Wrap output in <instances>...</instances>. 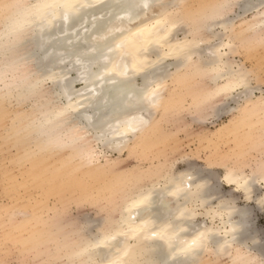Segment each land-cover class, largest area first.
<instances>
[{"label": "bare ground", "instance_id": "6f19581e", "mask_svg": "<svg viewBox=\"0 0 264 264\" xmlns=\"http://www.w3.org/2000/svg\"><path fill=\"white\" fill-rule=\"evenodd\" d=\"M184 1L72 0L73 3L86 6L72 13L68 23H65L60 15L53 18L41 31L27 25L21 29L25 13L31 5L54 3L58 0H12L9 8L4 7L0 19L2 24L0 88L5 90V94H16L20 101L36 99V104L32 103L30 110L18 117L17 134L22 133L24 138L32 137L31 141L37 151L47 150V154L58 153L70 145L76 150L83 166H91L98 161L97 140L102 138L110 140L111 143L100 146L111 149L126 148L130 141L136 143L138 147H147L151 142V132L155 130L151 117L157 109L165 110L172 101L164 95L168 82L180 80L183 77L182 75L180 78L181 73L186 75V72L195 70L192 67L199 64L202 59H217L209 54L214 49L208 42H212L214 38L217 42L222 38L219 37V33H213L212 30L206 32L208 36L200 34L196 30L200 20L197 18L200 16L195 17V23H189L187 17H190L191 13L183 7ZM231 1L233 0L217 5L210 12L218 13L219 19L215 27L229 33L223 39L225 44L231 43V47L227 49L228 55L224 57L228 69L234 65L230 58L236 48L233 24L227 16L230 13L229 8L233 5H230ZM246 1L241 6L244 11L251 6L248 5L250 2ZM145 2L150 5L147 9L143 7ZM221 5L228 7L221 8L219 7ZM257 15H264V9ZM164 18L179 20L181 26L189 27L187 33L181 26L174 30L171 37L173 43L176 40L198 39L203 36L205 42L195 49L191 63L181 64L175 57L165 56L164 47L144 43L143 38L137 40L133 35L137 28L151 26ZM113 37L120 39L114 40ZM125 38L127 39L125 48H117L116 45ZM214 42L212 44H216ZM138 47L146 50H141L139 58L134 59ZM125 66L127 76L121 74L125 71ZM170 67L174 68V72L169 70ZM236 67L247 72L241 66ZM85 69L87 80L81 78V72ZM184 79L185 77L182 80ZM155 81L164 84L158 107L152 109L145 107L141 113L138 108L124 106L123 102L130 95L135 97L142 90L153 87ZM220 81L218 88L229 83L227 78H221ZM77 83L80 85L79 88H76ZM258 101L259 97L256 101L245 104L260 110ZM141 114L151 121L149 126L135 135L126 137L119 135L123 131V121ZM117 143L119 147L116 146ZM93 154L94 158L90 159ZM230 168L241 171L237 167ZM174 177L176 184L185 185L184 191L176 192L175 195L171 193L175 192L176 184H168L166 190L160 189L156 183L139 185L134 182V191L133 187L131 190L128 188V192L131 193H128L127 197V193L122 196L119 207H116L119 214L117 219L113 218L108 224L105 222L106 227L96 231L97 235L92 236L90 226H86L89 229L88 233L76 231L77 237L72 242L69 234L74 231L68 229L61 231L58 227L56 235H53L55 238L51 237L56 239L57 247L52 256L53 264H62V259L65 264H111L112 261L133 259L155 260L161 264L165 261L167 264H197L203 253L213 249L209 248L195 254H182L179 249L196 230L204 228L216 230L214 248L219 249L227 239L233 243V247L225 252L231 251L236 256L242 255L255 260L258 255L255 252L258 250L257 246L254 245L253 249L245 244V241L251 238L248 232L249 209L238 208L233 203L230 208L223 207L221 200L217 210L208 209L209 200L215 194L210 173L201 175L197 172H183ZM220 181L224 186L230 187L223 182V175ZM66 182L75 181L67 179ZM255 184L251 186L252 191ZM187 185L191 186L190 189ZM232 188L234 190V187ZM197 191L202 197L199 204L192 197V193ZM141 194L148 197V200L139 207H130L131 202ZM168 196L174 199L176 203L174 208L170 205ZM197 206L205 209L204 216L219 217L222 226L195 223L194 220L199 213L196 210V214L192 215L190 210L197 209ZM14 213L15 211L10 212L9 217ZM16 224H21V221ZM130 228L137 231L130 232ZM85 249L89 251L85 252ZM125 252H128L127 256ZM47 262L49 264V261Z\"/></svg>", "mask_w": 264, "mask_h": 264}, {"label": "rangeland", "instance_id": "374dc122", "mask_svg": "<svg viewBox=\"0 0 264 264\" xmlns=\"http://www.w3.org/2000/svg\"><path fill=\"white\" fill-rule=\"evenodd\" d=\"M11 1L0 0V19L4 7L9 8ZM226 1L185 0L182 5L191 13L187 21L193 24L195 17L200 16L197 20L200 19L201 15L210 13ZM245 1L230 2L233 5L227 16L236 37L235 52L230 59L235 66L247 70L258 98L264 87V29L255 26L260 17L257 13L264 9V2L247 0L250 7H257L244 11L241 6ZM186 27L181 26L187 33L189 27ZM212 31L219 33L222 39L229 34L217 27ZM201 33L208 36L206 32ZM169 70L174 72L173 67ZM186 73L180 74V78L185 77L180 79L183 82H168L164 95L172 101L165 110L157 109L151 117L154 126L158 127L151 132L147 147H138L133 141L126 148L121 145L123 149L99 145L98 161L91 166H83L70 145L55 154H47V150L38 152L32 137L24 138L16 131L18 117L29 111L36 99L20 101L16 94H5L0 88V264H48L47 261L53 264L52 256L57 251L53 238L58 227L61 231H74L68 232L72 242L77 237L76 231L88 233L86 226H90L92 236L97 235L96 231L106 227L108 221L117 219L116 207L122 196L131 193L128 188L133 187L134 191V177H144L143 181L137 182L139 185L156 183L164 189V176L183 172L212 175L215 194L209 200L208 209L217 210L220 200L249 209L251 238L245 244L253 249L257 246L255 252L258 255L252 260L260 264L264 259V207L259 201L264 197V188L256 183L251 197L245 199L243 193L224 186L220 181L224 168L217 165L257 174L264 169V108H251L232 100L231 96L212 95L218 89L220 79L215 81L195 70ZM79 87L77 83L76 88ZM67 179L75 182L68 183ZM168 199L174 208V199L169 196ZM196 210L199 215L195 223L222 226L219 217L204 216L205 209L201 206ZM13 211L15 213L9 217ZM19 221L21 224H16ZM231 253L218 256L214 250L205 252L197 264H230L236 257Z\"/></svg>", "mask_w": 264, "mask_h": 264}, {"label": "snow or ice", "instance_id": "6c2138e0", "mask_svg": "<svg viewBox=\"0 0 264 264\" xmlns=\"http://www.w3.org/2000/svg\"><path fill=\"white\" fill-rule=\"evenodd\" d=\"M86 5H79L73 3L72 0H58V2L54 3H42L29 6V9L25 13L24 20L22 21L20 27L23 29L25 25L30 27L39 28L41 31L44 27L52 21L53 18H57L62 15V18L65 23H68L72 13L77 11L79 8L84 7ZM145 9L149 8L150 5L145 2L143 4ZM221 8L228 7L227 5L219 6ZM61 10H63L61 12ZM219 19L218 13L212 12L209 14H205L198 21L197 31L199 32H208L214 29L216 26V22ZM181 26V22L176 19H168L164 18L162 20H157L155 24L151 26H145L142 28H137L136 32L133 34L137 40L143 38L144 43L157 45L159 47L165 48V56L175 57L177 60L184 63H191L192 58L195 54V49L199 47L200 44H203L205 41L203 36L201 35L198 39H188L184 40H176L175 43L172 42V35L174 30ZM255 27H259L264 29V15L259 17V24ZM122 31V30H121ZM105 39H108L105 37ZM112 39H120L117 37H113ZM127 43V39H121L120 43L116 45L119 49H124ZM212 49L210 51V55L216 57L217 59L213 60H201L199 64L196 65L195 71L203 76L211 77L213 80H218L221 78H227L229 83L222 88H218L212 95H224L231 96L232 100L238 101L240 103H249L252 101H256V97L254 95L255 89L252 87L250 75L244 71L233 65L231 69L227 68L224 57L228 55L227 49L231 47V43L225 44L223 39H219L216 44H212L211 41L208 42ZM111 50V49H110ZM141 49L137 48L136 54L133 56L134 59L139 58V52ZM131 55L132 53H128ZM117 72L119 69H115ZM105 71H108L105 69ZM226 73V75H225ZM122 75L127 76V66H125V71L121 73ZM81 78L87 80V70L81 72ZM154 86L150 88H146L142 90L135 97L129 96L127 100H125L124 106L126 108H138L141 113H143L144 108L152 109L158 107V102L161 99V90L164 86L163 82L155 81L153 82ZM260 97H259V106L264 108V87L260 89ZM151 121L146 118L143 114L141 115H133L130 118L126 119L122 122L123 131L119 133L122 136L135 135L141 132L144 128L149 126ZM111 143L110 140L106 138H102L97 140V144H105ZM119 147V143L116 145ZM90 159L94 158V154L89 157ZM224 168L223 172V182L228 184L230 187H234V190L237 192H243L245 199L251 197L252 194V184L259 182L262 187H264V169H261L259 174L253 171L252 173H247L244 171H236L227 165H217ZM165 188L167 190L168 184H176L174 176H164ZM191 179V177H189ZM136 182H140L144 180L143 176L134 177ZM190 189V185H187ZM201 186H198V188ZM185 189V185L176 184L175 192L171 194L175 195L176 192H182ZM193 200L199 204L202 201L201 193L199 191L192 193ZM148 200V197H145L141 194L140 197H137L131 202L130 207L136 208L140 205L144 204ZM206 203V201H204ZM261 207H264V197L259 201ZM223 207H231L230 201H223ZM192 215L196 214V209L193 208L190 210ZM212 215V213H210ZM130 232H135L137 229L130 228ZM216 230L204 228L203 230H196L193 236L185 240L183 245L179 249L182 254H195L200 251H204L206 249L212 248L217 252V255H223L225 251L233 247V243L227 239H225L224 243L217 250L214 248L213 239L216 235ZM155 235V233L153 234ZM162 238H164L162 236ZM88 252V249L84 250ZM128 255V252H125V256ZM111 264H161V262L151 260V261H138V260H117L112 261ZM163 264H167V262H163ZM230 264H256L255 261L248 259L245 256L238 255L231 259ZM260 264H264V259L260 261Z\"/></svg>", "mask_w": 264, "mask_h": 264}]
</instances>
